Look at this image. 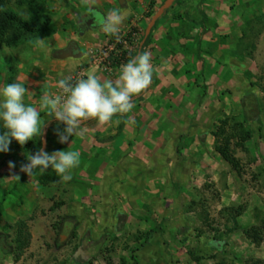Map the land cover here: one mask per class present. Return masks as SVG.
<instances>
[{"label":"crops","instance_id":"obj_1","mask_svg":"<svg viewBox=\"0 0 264 264\" xmlns=\"http://www.w3.org/2000/svg\"><path fill=\"white\" fill-rule=\"evenodd\" d=\"M162 1H149L156 10L143 20V36L137 47H126L127 61L147 51L154 69L151 84L134 97L129 113L105 125L88 121L82 126V135L65 144L58 142L57 135L64 125L48 113L40 119L44 151H78L80 159L68 181L60 180L51 168L35 172L42 177L51 173L49 183L34 197L36 208L45 206L48 193L65 195L64 203L53 213L55 219L64 227L74 224L70 231L75 230L77 236L83 230L91 247L114 242L116 252L124 256L121 263L126 264L191 261L188 252L193 245L190 240L200 183L217 169L211 163L216 159L212 132L223 102L217 82L225 79L226 65L232 70L241 63L236 51L240 46L223 38L241 29L247 12L264 16V0H167L163 5ZM126 4L121 6L125 9L122 12L129 16L130 0ZM93 8L97 24L115 9L101 3ZM90 17L82 21L88 36L80 35L81 41L69 40L74 33L69 36L67 32L68 41L55 50L75 42L81 56L55 60L52 52L57 63L54 69L58 70L53 77L58 80L74 77L93 47L107 38L99 24L88 26ZM71 65L76 66L74 70H70ZM119 69L113 76H105L95 65L83 74L115 81ZM38 105L32 107L38 110ZM129 118L133 124L126 123ZM0 176L7 177L12 187L28 177L20 169H5ZM113 263L118 264L115 257Z\"/></svg>","mask_w":264,"mask_h":264},{"label":"rangeland","instance_id":"obj_2","mask_svg":"<svg viewBox=\"0 0 264 264\" xmlns=\"http://www.w3.org/2000/svg\"><path fill=\"white\" fill-rule=\"evenodd\" d=\"M35 1L41 16H48L52 20V36L39 40L38 46L35 43L38 40L29 41L12 48L4 47L0 53V88L9 83H21L28 90L24 98L27 106H37L45 93L58 94V79L53 77L58 71L54 69L57 63L51 58L52 52L68 41L65 38L69 32V36L74 33L69 40L74 38L81 41L80 35L88 36L82 21L87 19V15L95 16L97 12L93 7L97 3L114 5L121 12L125 10L118 0ZM109 1L112 4H108ZM149 1L130 0L131 7L127 9L131 8L132 12L120 26L119 40L107 35L104 43L94 46L86 63L73 74V81L85 78L84 69L95 65L105 76H113L121 63L127 62L126 47H137L145 31L143 20L150 18L156 10L152 8L153 2ZM166 1L163 0L162 5ZM11 6L24 19H29L27 8L19 9L15 4ZM249 13L238 32L223 38L240 46L236 51L241 55V63L234 65L232 70L226 65L225 79L217 82L219 89H222L219 99L223 102L219 105L222 111L214 131L227 119L229 127L243 123L246 130L251 132V138L244 149H234L241 163L239 173L217 153L216 159H211L213 167L217 169L214 174L213 169L200 183L190 240L193 245L188 252L191 261L182 259L181 262L179 259L178 264H264V16H258L256 11ZM90 33L95 32L92 30ZM107 58L116 59V64L110 66V70L106 68ZM250 94L256 95L260 114L257 119L244 122L240 101ZM39 105L41 118L47 111H41ZM213 149L215 151V144ZM21 152L10 145L7 153H0V172L21 169L28 162V156L35 153L33 148L28 153ZM10 162L14 167L9 166ZM48 175L51 176L49 171L45 173L46 177L34 172L32 176L20 178L18 185L13 187L7 177L0 176V264H86L87 261H92V264H114L113 257L118 264H126L123 260L121 263L120 257L124 256L116 252L114 242L98 243L94 246L96 248L91 247L88 236L82 235L83 230L77 236L75 230L70 231L74 224L64 227L65 224L55 219L53 213L64 203L65 195L59 197L54 196V192L48 193L45 206L36 208L34 197L39 195L43 184L49 183ZM20 222L26 223L31 239L29 247L18 257L16 237ZM256 234L261 236L259 243L249 237ZM79 248L84 256L93 258L81 259Z\"/></svg>","mask_w":264,"mask_h":264},{"label":"clouds","instance_id":"obj_3","mask_svg":"<svg viewBox=\"0 0 264 264\" xmlns=\"http://www.w3.org/2000/svg\"><path fill=\"white\" fill-rule=\"evenodd\" d=\"M126 15V12L112 9L99 21V27L105 34L119 40L120 26ZM35 43L38 46L40 41ZM69 67L74 70L76 66ZM153 72L151 55L144 51L120 66L115 81H102L95 74L74 81L71 78L59 79L58 94H43L39 108L64 125L57 135L58 142L65 144L71 137L82 135V126L88 121L105 125L115 122L114 117L129 113L133 109L134 97L151 84ZM26 92V87L19 82L0 88V153H7L13 140L23 146L42 133L40 112L25 104ZM126 123L133 124L134 121L129 118ZM27 159L20 170L28 176L51 168L60 180L68 181L71 179L70 171L79 164L80 153L55 151L49 154L41 148ZM9 166L14 167L11 162Z\"/></svg>","mask_w":264,"mask_h":264},{"label":"trees","instance_id":"obj_4","mask_svg":"<svg viewBox=\"0 0 264 264\" xmlns=\"http://www.w3.org/2000/svg\"><path fill=\"white\" fill-rule=\"evenodd\" d=\"M12 4H15L19 9L27 8L29 19H24L20 13L14 11ZM51 24L52 20L50 17L41 16L35 0H0V53L4 47L12 48L24 42L51 37L53 34ZM241 106L244 122H250L259 117L260 110L255 94L245 96L241 101ZM213 136L215 137V152L235 172L239 173L241 163L236 157L234 149H244L245 143L251 138V132L246 130L243 123H237L229 127L226 119L213 132ZM10 145L22 152H28L33 148L36 153L42 148L41 135L40 133L37 134L33 140L28 141L23 146L19 145L15 140ZM1 218L2 204H0V220ZM17 227L16 243L19 244V257L20 253L29 247L31 234L25 222H20ZM249 237L257 243L261 241V236H257V234ZM86 264H92V261H87Z\"/></svg>","mask_w":264,"mask_h":264},{"label":"water","instance_id":"obj_5","mask_svg":"<svg viewBox=\"0 0 264 264\" xmlns=\"http://www.w3.org/2000/svg\"><path fill=\"white\" fill-rule=\"evenodd\" d=\"M171 1L172 0H169L168 2H171ZM118 2L120 6L122 7L127 6L126 0H118ZM165 9H166V6H164L160 10V13L155 16L154 21L164 12ZM79 55L81 56L82 54L80 53L79 48L77 47V44L75 42H71L66 48L55 51L52 55V58L55 60H66L69 58H78ZM79 253L81 255V258L84 259L85 256L81 249H79ZM77 258H78V254H76L75 256V259Z\"/></svg>","mask_w":264,"mask_h":264},{"label":"flooded vegetation","instance_id":"obj_6","mask_svg":"<svg viewBox=\"0 0 264 264\" xmlns=\"http://www.w3.org/2000/svg\"><path fill=\"white\" fill-rule=\"evenodd\" d=\"M97 20V18H96V15L95 16H91L90 17V22L88 23V26H90V27H96L98 24L95 22Z\"/></svg>","mask_w":264,"mask_h":264},{"label":"built area","instance_id":"obj_7","mask_svg":"<svg viewBox=\"0 0 264 264\" xmlns=\"http://www.w3.org/2000/svg\"><path fill=\"white\" fill-rule=\"evenodd\" d=\"M110 58H107V70H110V66H112L113 64H116V59H112V60H109ZM121 62V61H120Z\"/></svg>","mask_w":264,"mask_h":264}]
</instances>
